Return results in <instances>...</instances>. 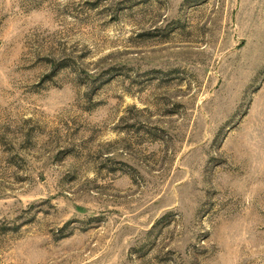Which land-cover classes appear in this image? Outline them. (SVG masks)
Masks as SVG:
<instances>
[{"label":"rangeland","instance_id":"1","mask_svg":"<svg viewBox=\"0 0 264 264\" xmlns=\"http://www.w3.org/2000/svg\"><path fill=\"white\" fill-rule=\"evenodd\" d=\"M0 264H264V0H0Z\"/></svg>","mask_w":264,"mask_h":264}]
</instances>
